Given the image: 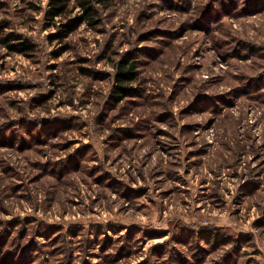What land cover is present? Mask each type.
Returning <instances> with one entry per match:
<instances>
[{"label": "rangeland", "instance_id": "374dc122", "mask_svg": "<svg viewBox=\"0 0 264 264\" xmlns=\"http://www.w3.org/2000/svg\"><path fill=\"white\" fill-rule=\"evenodd\" d=\"M49 1L0 0V264H264V0H93L68 37Z\"/></svg>", "mask_w": 264, "mask_h": 264}, {"label": "trees", "instance_id": "16d2710c", "mask_svg": "<svg viewBox=\"0 0 264 264\" xmlns=\"http://www.w3.org/2000/svg\"><path fill=\"white\" fill-rule=\"evenodd\" d=\"M71 1L72 0H50L48 8L46 10V14L50 19L66 15L70 10ZM74 1H76L77 5L82 8L83 14L75 18L68 19V21L63 24V29L61 30V32H59V35H61L62 37H68L70 33L75 31L85 21H88L90 24H94L95 22V18L97 15L95 2L93 0ZM9 36L10 40H14L15 42L8 43L9 41H6L4 39H2V42L5 44L7 43L6 45L16 52L27 54L28 52L34 50V46L32 44L21 41V36H18L16 34H11ZM135 68L136 63H130L128 59H124L117 66V71L114 79V88L110 97L115 102V104H118L121 100L129 95H134L137 91L135 88L129 85L136 79Z\"/></svg>", "mask_w": 264, "mask_h": 264}]
</instances>
